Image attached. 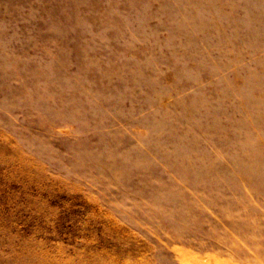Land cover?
I'll return each mask as SVG.
<instances>
[{"label":"rangeland","instance_id":"374dc122","mask_svg":"<svg viewBox=\"0 0 264 264\" xmlns=\"http://www.w3.org/2000/svg\"><path fill=\"white\" fill-rule=\"evenodd\" d=\"M0 264H264V0H0Z\"/></svg>","mask_w":264,"mask_h":264}]
</instances>
